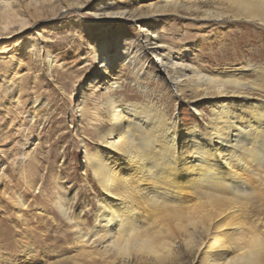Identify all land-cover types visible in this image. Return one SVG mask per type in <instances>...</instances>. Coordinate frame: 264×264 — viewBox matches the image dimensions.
<instances>
[{
	"label": "bare ground",
	"instance_id": "obj_1",
	"mask_svg": "<svg viewBox=\"0 0 264 264\" xmlns=\"http://www.w3.org/2000/svg\"><path fill=\"white\" fill-rule=\"evenodd\" d=\"M164 1L184 6L203 21L264 28V0ZM150 4L148 10L155 8ZM73 10H85L94 20L147 23L150 18L141 8H123L114 0H0V41ZM153 28L141 40L145 46L122 47L116 56L110 55L106 43L92 45L104 91L92 96V108L88 97H82L78 131L100 194L93 206L57 179L61 190L55 204L83 262L72 256L64 259L58 252L45 264H264V62L254 63L263 56H242L237 65L218 68L213 70L218 75L209 76L186 64L180 49L175 58L163 61L162 51L176 50L161 40L159 27ZM29 47L35 55L37 46ZM150 53L166 72L170 100L178 102L179 86L187 82L188 91L204 93L198 96L208 101V113L195 104L198 121L185 126L170 113L167 101L147 94L138 65L141 54ZM47 59L54 63L51 54ZM123 66L133 75L114 73ZM250 72L257 79H251ZM133 80L144 97L125 95ZM203 115L207 117L200 123ZM90 130L96 140L93 149L85 142ZM36 147L29 137L22 145L19 176L27 188L33 185L32 170L38 168ZM14 202L19 210L27 209L19 192Z\"/></svg>",
	"mask_w": 264,
	"mask_h": 264
},
{
	"label": "rangeland",
	"instance_id": "obj_2",
	"mask_svg": "<svg viewBox=\"0 0 264 264\" xmlns=\"http://www.w3.org/2000/svg\"><path fill=\"white\" fill-rule=\"evenodd\" d=\"M114 1L123 8H141V12L149 13V22L94 20L85 10H73L54 20L39 21L33 28L0 41V264H45L57 257L58 252L64 259L72 256L83 262L73 233L57 210L55 196L61 190L56 186L58 178L60 186L78 190L93 206L100 194L84 160L85 149L80 142L83 137L78 131L81 118L77 112L83 96L88 97L92 108V96L104 91L93 43L97 46L106 43L110 55L116 56L122 47L145 46L141 40L146 31L159 27L161 40L176 50L162 51L163 61L175 58L180 49L187 58L186 64L209 76L218 75L213 73L218 68L237 65L243 61L242 56L248 59L262 54L259 58L262 60L254 63L264 62L262 26L246 29L235 21H203L184 6L166 5L164 0ZM150 3L155 5L152 10H148ZM203 6L212 8L210 4ZM31 44L37 46L35 55L28 52ZM47 53L54 63L48 62ZM155 59L152 53L141 54L138 65L143 85L149 89L147 94L167 101L170 113L185 126L198 121L195 104L208 113V101L198 96L204 93L188 91L187 82L179 86L182 93L178 102L170 100V82L166 72L154 63ZM128 67L114 73L133 75ZM255 75L250 72L251 79H257ZM139 92L134 80L125 87L127 96H145ZM255 96L261 97L258 93ZM203 116L200 123L207 117ZM87 134V148L93 149L95 137L91 130ZM28 137L36 142L39 162L38 168L31 172L34 180L30 188L19 176L22 145ZM63 150L67 155L64 160ZM18 192L27 203L23 211L14 202ZM88 218L91 225L92 215ZM193 262L184 260L180 264Z\"/></svg>",
	"mask_w": 264,
	"mask_h": 264
}]
</instances>
